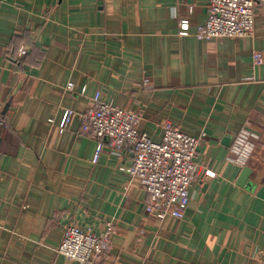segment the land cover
<instances>
[{
    "label": "crops",
    "instance_id": "0c3cea01",
    "mask_svg": "<svg viewBox=\"0 0 264 264\" xmlns=\"http://www.w3.org/2000/svg\"><path fill=\"white\" fill-rule=\"evenodd\" d=\"M209 3L0 0V264H79L56 251L64 227L100 234L108 221L102 264H264V63L253 61L264 9L253 37L199 39ZM97 93L138 111L154 141L167 121L205 135L197 160L216 176L198 175L182 219L144 212L149 193L120 169L130 148L115 155L103 138L94 160L98 141L77 113ZM66 110L75 113L62 127ZM246 125L262 137L241 186L243 168L226 156Z\"/></svg>",
    "mask_w": 264,
    "mask_h": 264
},
{
    "label": "built area",
    "instance_id": "2783aa9c",
    "mask_svg": "<svg viewBox=\"0 0 264 264\" xmlns=\"http://www.w3.org/2000/svg\"><path fill=\"white\" fill-rule=\"evenodd\" d=\"M264 9V0H210L205 23L199 25L195 36L199 39L214 37H253L257 8ZM180 32L189 33L190 20L179 22ZM254 65L264 63V52L254 51ZM149 87V81H144ZM67 88L74 89L69 82ZM93 106L77 113L83 132L98 141L94 160L104 149L103 138H107L111 153L121 155L130 148L133 161L120 169L131 177H137L149 193L144 212L160 221L182 219L190 201V186L203 173L215 177L216 172L199 164L198 148L205 135L192 136L184 133L178 125L167 121L163 127V139L154 141L141 132V114L101 100V94L93 97ZM75 111L66 110L61 121L65 127ZM53 120L51 119V122ZM262 132L246 125L234 136L226 160L240 168L248 166L256 153ZM113 222L108 221L102 233L83 230L71 222L64 227L63 239L57 253L79 264H102L111 252Z\"/></svg>",
    "mask_w": 264,
    "mask_h": 264
},
{
    "label": "water",
    "instance_id": "95a60500",
    "mask_svg": "<svg viewBox=\"0 0 264 264\" xmlns=\"http://www.w3.org/2000/svg\"><path fill=\"white\" fill-rule=\"evenodd\" d=\"M251 172V169L246 166L243 168V171L239 177V180H238V184L241 185V186H245L246 183L248 182V177H249V174Z\"/></svg>",
    "mask_w": 264,
    "mask_h": 264
}]
</instances>
